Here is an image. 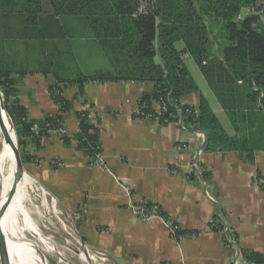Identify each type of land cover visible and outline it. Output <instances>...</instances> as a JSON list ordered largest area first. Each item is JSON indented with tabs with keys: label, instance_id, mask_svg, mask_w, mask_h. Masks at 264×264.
Here are the masks:
<instances>
[{
	"label": "crops",
	"instance_id": "1",
	"mask_svg": "<svg viewBox=\"0 0 264 264\" xmlns=\"http://www.w3.org/2000/svg\"><path fill=\"white\" fill-rule=\"evenodd\" d=\"M42 5L41 18L46 22L37 27V40H32L30 48L39 46L43 63L34 59L36 64L28 66L30 69H19L27 57L11 55L6 48L14 42L22 46L23 42L15 39L1 45L6 47L3 55L10 56L11 67L16 68L12 69L14 100L28 120L39 123L60 115L70 131L66 140L51 136L42 143L34 137L23 141L31 158L27 172L59 210L79 225L84 249L106 254L112 264H239L243 250L258 254L264 264V188L259 183L264 178V150L256 151L252 162L239 152L206 153V137L193 125H163L137 118L141 97L155 92L153 82H89L82 92L77 85L62 87L70 110L61 113L51 94L46 93L55 86L56 75L81 78L99 71L113 73L115 69L87 19L54 17L49 1L42 0ZM177 48L183 51L184 44L178 43ZM62 57L70 58L69 63H60ZM183 60L199 87L198 93L182 99L183 104L198 109L205 98L227 135L235 136L228 112L197 63L190 55ZM52 61H57L58 72ZM233 94L225 97L226 104L253 114L252 122L246 123L249 133H261L264 110H258L259 104L250 108L243 86L236 87ZM85 110L94 117L92 125L99 133L106 168L92 165L76 139L78 115ZM53 160L62 166L54 165ZM195 160L200 164L198 173L188 168ZM178 163L183 169L173 175L171 169ZM127 187L133 190L136 201L159 206L169 219L141 220ZM78 210L81 214L87 211L79 222L74 218ZM219 214L233 232L232 238L211 227ZM173 223L185 233L183 237L171 236Z\"/></svg>",
	"mask_w": 264,
	"mask_h": 264
},
{
	"label": "trees",
	"instance_id": "2",
	"mask_svg": "<svg viewBox=\"0 0 264 264\" xmlns=\"http://www.w3.org/2000/svg\"><path fill=\"white\" fill-rule=\"evenodd\" d=\"M48 1L54 17L74 16L88 20L115 69L113 73L99 71L81 78L79 75L75 78L56 75V84L49 91L61 113L70 110V103L62 96L58 84L77 85L82 92L89 82H153L154 94H145L139 101L143 113L163 125L179 121L193 125L206 137L204 152H239L252 162L255 152L264 150V130L252 135L246 124L252 122L254 115L225 102V97L234 95L236 87L243 86L250 108L259 104L258 110H264V26L253 27L257 18L237 21L240 10L254 5L257 0H161L157 12L144 16H135L133 0ZM0 12L5 17L9 15L10 19L17 16L24 30L20 38L0 36V43L20 40L24 47L30 48L32 40H37V27L46 22L41 18L44 14L42 0H0ZM178 43L184 44L183 51L178 50ZM3 52H0V90L17 133L21 157L27 164L31 158L25 152L23 139L34 137L40 143L42 137H48L47 126L58 125L62 118L60 115L47 117L39 123L28 120L24 109L14 100L12 69L16 68L11 67V57L3 55ZM185 55L194 59L228 112L235 136L227 135L205 98L201 99L198 109L183 104L185 96L199 92L183 60ZM254 88L257 90L253 91ZM153 101H163L167 106V111L160 118H157ZM78 119L80 132L76 139L80 149L89 157L102 153L98 130L88 121V113L80 112ZM37 124L39 135L32 132ZM147 207H157L159 216L169 219L159 206L149 203ZM173 226L179 228L178 239L185 235L176 223ZM242 254L252 264L262 262L261 256L254 252L243 250Z\"/></svg>",
	"mask_w": 264,
	"mask_h": 264
},
{
	"label": "rangeland",
	"instance_id": "3",
	"mask_svg": "<svg viewBox=\"0 0 264 264\" xmlns=\"http://www.w3.org/2000/svg\"><path fill=\"white\" fill-rule=\"evenodd\" d=\"M0 12V36H2L3 32H7L6 35L21 36L22 32L21 27L19 26L20 22L15 18H9L10 16ZM12 27H16V30ZM4 30V31H3ZM3 31V32H2ZM9 31V32H8ZM20 32V33H19ZM2 33V34H1ZM18 43V42H16ZM15 42L14 45H9L8 48L3 47L0 43V52L4 48L7 49V53L17 55L20 54L27 57L26 60L17 66L19 69H30L28 66H34L36 63H33L34 59L37 62L43 63V59L41 58L42 52L37 46L32 48H26L21 44L17 45ZM41 47V45H40ZM30 59L31 62L28 63ZM70 58L62 57L60 59L61 62L69 63ZM55 66L54 69L59 71V66L57 61H52ZM38 65V64H37ZM36 65V67H37ZM39 66V65H38ZM1 67V62H0ZM45 66L42 64V69ZM72 68H75L72 66ZM1 92V90H0ZM2 94V92H1ZM3 96V94H2ZM4 99V96H3ZM5 100V99H4ZM17 143L19 146V140L17 137ZM0 149H2V143H0ZM20 154L21 149L19 146ZM23 160V159H22ZM23 166L25 169V173L27 176L32 178L33 189L30 187L23 188L18 190L15 196V205L20 206L23 205L24 215L18 216L20 222H25L26 224L32 223L36 225L38 229V235L32 233L30 230H26L24 228V233L26 236L35 242V248L39 251L41 256L47 260L46 264H112L111 261L104 258L102 253H93L84 249L81 240L78 235L79 225L76 224L72 220V218H67L54 204L49 196L46 198L43 197V189L39 186V184L33 179V177L27 172V164L23 162ZM11 169L10 163V154L6 153L5 155V172L9 174ZM34 180V181H33ZM44 192V191H43ZM74 218L79 222V210L75 212ZM22 222V223H23ZM47 239L52 243V247L44 246L40 243V239ZM84 254L87 257V262L81 260L80 256ZM45 262V261H44Z\"/></svg>",
	"mask_w": 264,
	"mask_h": 264
},
{
	"label": "built area",
	"instance_id": "4",
	"mask_svg": "<svg viewBox=\"0 0 264 264\" xmlns=\"http://www.w3.org/2000/svg\"><path fill=\"white\" fill-rule=\"evenodd\" d=\"M135 5H136V15L135 16H144V15H149L152 13H155L159 10V5L161 0H133ZM257 18L258 21H255L253 24L254 28H261L264 26V0H257L256 3L252 6L244 7L240 10L239 14L237 15V21L238 22H244L249 19H255ZM60 89L62 87H65V85L58 84ZM47 95H50V91L46 92ZM62 94V91H61ZM52 96V95H51ZM153 107L155 108V113L158 116L157 118H160L163 116V114L167 111V106L164 104L163 101H153L152 102ZM143 107L138 105V108L135 112V116L140 119H148L152 120L150 115H146L143 113ZM83 112L88 113V121L93 122V115L88 111L85 110ZM196 116H198V113H196ZM157 121V120H155ZM181 123V127H183V122L179 121ZM48 127V137H42L41 138V143L44 142L47 138L51 136H58L59 138L66 140L70 136V131L67 128V126L64 124V122H60L56 126H47ZM77 134L80 132V121L78 119V129H77ZM32 132L35 135H39L40 130L37 126H33ZM91 163L94 166L98 167H103L106 168V162L105 159L103 158L102 153H96L93 157H90ZM53 164L57 166H62L61 163H59L57 160H53ZM183 164L178 163L175 165V168L171 169V173L173 175H178L181 170L183 169ZM188 168L190 172L192 173H198L200 171V164L199 160H195L191 162V164L188 165ZM260 185L264 188V178L259 179ZM127 193L131 196L132 198V207L136 213V215L143 221L150 222L159 216V211L157 207L153 208H148L147 205L149 204L146 201H136V197L133 194V190L129 187L126 188ZM87 211L84 210L83 214H86ZM81 212H79V218L83 216ZM218 218L212 222L211 227L213 229H220L224 233V235H227V237L232 238L233 237V232L231 229L222 221V214H219L217 216ZM179 231L178 227H175L173 225H170V232L171 236L175 239L177 238V233ZM104 258L107 259L106 254H101ZM239 264H252L245 260L244 258H241L239 261Z\"/></svg>",
	"mask_w": 264,
	"mask_h": 264
},
{
	"label": "bare ground",
	"instance_id": "5",
	"mask_svg": "<svg viewBox=\"0 0 264 264\" xmlns=\"http://www.w3.org/2000/svg\"><path fill=\"white\" fill-rule=\"evenodd\" d=\"M5 131L10 133L13 144H17V139L11 131L5 113L0 112V143H2V149H0V208L5 204L16 187L15 163L12 159L13 144H9L7 141ZM6 153L10 154L11 169L9 174H6L5 172ZM33 186L32 178L23 174L19 189H21V187H30L33 189ZM43 191V197L46 198V192ZM14 200L15 198L6 206V211L2 220L3 228L6 233L11 264H46V262H44L45 259L35 248V242L30 240L24 233L25 228L26 230H30L33 234L35 233L37 236L39 234L38 229L36 225L32 223L26 224L23 221V223L19 221L18 216H21L22 214L24 215V208L23 205H15ZM40 243L44 246L52 247V243L47 239L41 238ZM80 258L82 261L87 262V257L84 254H81ZM0 262L4 264V261L1 259V253Z\"/></svg>",
	"mask_w": 264,
	"mask_h": 264
},
{
	"label": "water",
	"instance_id": "6",
	"mask_svg": "<svg viewBox=\"0 0 264 264\" xmlns=\"http://www.w3.org/2000/svg\"><path fill=\"white\" fill-rule=\"evenodd\" d=\"M0 112L5 113L8 121H9L11 131L17 139V133L15 130L13 121L9 115V112L7 111V108L5 106V100L3 99L1 92H0ZM5 135H6V138H7V141L9 142V144H13V140L11 139L10 133L8 131H5ZM12 159L14 160V163H15L16 187H15V190L12 192V194L8 197L5 204L0 208V253H1V259L4 261V264H11V261H10V256H9V249H8L6 233H5L4 228H3L2 220L4 218L6 206L9 205L13 201V199L15 198V196L18 192L19 186L21 184L23 174H26L24 166H23V160H22V157L20 154L18 143L13 144ZM45 262L47 263L46 259H45ZM0 264H2V263L0 262Z\"/></svg>",
	"mask_w": 264,
	"mask_h": 264
}]
</instances>
